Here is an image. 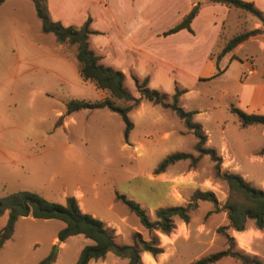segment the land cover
<instances>
[{
  "label": "rangeland",
  "instance_id": "obj_1",
  "mask_svg": "<svg viewBox=\"0 0 264 264\" xmlns=\"http://www.w3.org/2000/svg\"><path fill=\"white\" fill-rule=\"evenodd\" d=\"M237 14L230 17L233 26L226 31L227 37L239 32ZM226 43L216 44L210 56L214 70L227 68L224 74L207 81L208 76L199 77L208 60L198 59L191 69L197 80L180 74L169 91L161 92L171 103L175 85L186 90L178 105L184 111H197L193 122L207 137L205 147L221 157V171L239 175L264 190V155L259 154L264 148V127L241 128L229 111L230 106L237 107L240 82L264 78V61L239 57L228 66V59L219 57ZM124 87L138 97L131 78H125ZM106 97L80 77L76 46L58 44L52 33L41 32L29 0H5L0 7V199L27 191L65 205L67 197L76 199L75 192L80 191L83 195L76 200L81 211L113 229L118 245H131L136 232L143 240L157 237L163 252L150 264H191L227 249L225 237L216 233L228 224L226 214L212 212L211 203L196 202L189 222L175 218L173 231L164 235L143 229L137 217L116 200V192L125 195L153 220L159 208L188 204L196 190L212 192L220 207L237 196L230 195L225 182L215 178V164L209 156L196 164L180 161L161 174L153 173L170 154L197 156L196 138L169 110L142 101V107L140 103L128 113L132 130L126 140L123 121L106 109L66 114L71 100L93 103ZM114 103L122 108L130 104ZM6 222L7 213L0 216V229ZM63 227L58 220L19 218L11 238L0 249V264H39L49 255L54 257L51 264H76L81 250L93 242L76 235L61 245L55 238ZM248 229H256L252 221L247 222ZM260 233L257 241L242 244L239 235L233 237L228 231L234 238V251L246 256H257V251L264 264V231ZM88 264H127V259L108 252ZM216 264L240 262L228 257Z\"/></svg>",
  "mask_w": 264,
  "mask_h": 264
},
{
  "label": "trees",
  "instance_id": "obj_2",
  "mask_svg": "<svg viewBox=\"0 0 264 264\" xmlns=\"http://www.w3.org/2000/svg\"><path fill=\"white\" fill-rule=\"evenodd\" d=\"M36 13V17L41 23V32L44 34L52 33L58 44H69L76 46V60L79 63V75L84 81L91 82L97 90L108 95V97L97 101L88 102L85 100H71L66 105V114H72L82 110L106 109L117 114L125 125L124 138L132 130V123L128 119V113L137 107L142 101L160 106L162 109L169 110L178 119H180L186 129L194 135L197 142L194 146L197 156L190 154L173 153L166 156L159 162L153 173L155 175L163 173L169 166L176 162L189 160L196 164L201 157L209 156L214 165L215 178L225 182L230 195L237 196V199L227 201L223 206H219L215 195L210 191L196 190L191 200L186 205L169 206L159 208L154 212V219L151 220L147 211L140 204L127 198L125 195L115 193L116 200L121 202L127 210L135 215L140 226L152 234L158 231L161 234L169 235L174 229V219L178 218L184 223L189 222V213L195 208L198 201L211 203L213 211L224 212L226 214L227 225L220 226L216 233L225 237L227 249L201 257L191 264H216L225 258H234L240 264H262L257 256H246L241 252L234 251V238L228 234V231L243 232L248 221L254 223L257 230L264 231V190L252 187L239 175L221 171V157L215 150L205 147L207 137L200 125L193 122V116L196 112L184 111L179 107L180 97L186 93V90L174 87V93L171 96V103L166 101L167 94L148 87V79L142 80L132 76V81L138 93V97H133L124 87V74L120 71L105 67L99 63V58L94 55L88 45V37L92 34L90 30V20L88 19L80 27H64L59 22L52 21L47 8L46 0H29ZM209 3H217L234 8L244 13L250 14L260 21L262 29L250 32L240 33L231 38L222 48L219 57L231 52L236 46L244 42L251 36L264 34V14L257 9L254 4L241 0H205ZM5 0H0V6ZM198 6L192 10L173 28L166 32L173 34L181 30L191 31L190 24L198 13ZM222 73L217 69L216 76ZM114 100H121L130 103L126 107H118ZM229 111L237 119L241 128L250 126L264 127V115L247 114L241 109L230 106ZM260 155H264V148L260 150ZM7 213V222L0 229V249L11 238L14 232L16 221L22 217H31L41 220H58L64 223L63 229L57 234V240L60 243L65 242L69 237L82 235L93 242V245L84 247L77 259L76 264H88L90 261L100 260L108 252L115 256L127 259V264H141L140 256L143 252L149 253L152 257L162 254L163 250L159 245L156 236L151 235L148 240H143L139 233L132 236L131 245H118L113 229L107 227L103 222L81 211L77 200L71 196L65 200V205H59L49 202L41 196L21 191L7 195L0 199V216ZM54 257L49 255L39 264H51Z\"/></svg>",
  "mask_w": 264,
  "mask_h": 264
},
{
  "label": "crops",
  "instance_id": "obj_3",
  "mask_svg": "<svg viewBox=\"0 0 264 264\" xmlns=\"http://www.w3.org/2000/svg\"><path fill=\"white\" fill-rule=\"evenodd\" d=\"M241 1L254 4L264 14V0ZM46 2L51 20L59 22L64 27H80L90 20L92 34L88 37V45L99 58L101 65L120 71L125 78L132 76L140 80L147 78L148 87L160 92L169 91L180 74L193 76L197 80L198 77L191 73V69L198 59L208 60L199 77L208 76L206 81L216 78L217 71L214 70L210 59V56L214 55L215 45L228 42L240 33L262 29L260 21L250 14L242 11L243 14H237L240 10L205 0H46ZM195 6L199 9L190 24L191 31L181 30L166 35V32L181 22ZM236 14L239 29L238 25L236 28L239 32L234 35L228 33L227 37L226 31L233 26L229 23L230 17ZM263 56L264 34H258L240 43L223 58L228 59L229 66L239 57L255 62L264 61ZM220 70L222 75L227 68ZM255 74L257 71H254L253 75ZM239 86L240 92L235 99L237 108L247 114L264 115L263 76L251 82L246 78ZM193 112L197 114V111ZM78 194L83 195L82 192L76 191V199ZM246 231L250 233L251 242L257 241L262 235L257 229L243 232ZM230 233L233 237L241 234L233 230H230ZM55 240L57 241V238ZM255 254L261 257L259 252L255 251ZM140 259L142 262L143 259H150L152 262L153 257L143 252Z\"/></svg>",
  "mask_w": 264,
  "mask_h": 264
},
{
  "label": "bare ground",
  "instance_id": "obj_4",
  "mask_svg": "<svg viewBox=\"0 0 264 264\" xmlns=\"http://www.w3.org/2000/svg\"><path fill=\"white\" fill-rule=\"evenodd\" d=\"M78 198L80 199L81 198V195L80 194H78ZM250 239V233L249 232H241V234L239 235V241H240V243H245V242H247L248 240ZM143 261H144V263L145 264H148L149 262H151V260L150 259H143Z\"/></svg>",
  "mask_w": 264,
  "mask_h": 264
}]
</instances>
